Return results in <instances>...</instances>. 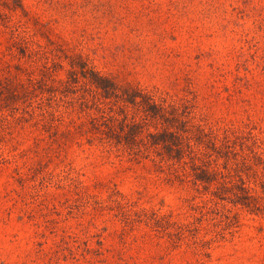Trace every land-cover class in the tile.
Masks as SVG:
<instances>
[{
  "label": "rangeland",
  "instance_id": "obj_1",
  "mask_svg": "<svg viewBox=\"0 0 264 264\" xmlns=\"http://www.w3.org/2000/svg\"><path fill=\"white\" fill-rule=\"evenodd\" d=\"M0 264H264V0H0Z\"/></svg>",
  "mask_w": 264,
  "mask_h": 264
},
{
  "label": "trees",
  "instance_id": "obj_2",
  "mask_svg": "<svg viewBox=\"0 0 264 264\" xmlns=\"http://www.w3.org/2000/svg\"><path fill=\"white\" fill-rule=\"evenodd\" d=\"M92 81L103 91L107 92L110 91L111 95H114V97L122 99L124 102L132 103L135 105V103H139L140 106L144 105L143 103H149V97L137 93L138 97L141 99L139 101H136L135 98L136 95L130 94L127 90H124L120 96L116 94V87L112 80L109 78H106L104 76L99 75L96 72H92L91 74ZM109 92V93H110ZM146 114L142 118V121L133 122V127L130 129V127L127 130H124V126L128 125V120L126 116H122L121 118L115 117V116H108L107 121L108 122H118L119 123V131L109 128L107 132L104 133V135L107 138L115 139L116 142H125L126 144L135 143L137 141V138L141 135L142 126H144L147 122L146 119L148 116H151L152 118L156 117H163V107H159L155 104H150L145 109ZM170 114V112H169ZM171 123L169 126H166L163 130L158 132H148L146 134V140L145 142H148V146H153L156 148L157 155H161V158H163V154L167 155V158L173 161L180 162L182 160H185L186 158L190 161V169L191 173L194 175L196 180H199L201 182H209L212 180L217 174H223L224 172H221L217 169L209 168L205 164V162H202L199 158L201 157V152L198 150L199 147L204 144L203 138L205 134H202V129H196V131L192 132V130H181L176 129L174 126V123L176 122V117H174V113L172 111L171 113ZM109 127V126H108ZM171 128V129H170ZM182 132L186 133L184 136H182ZM188 134V135H187ZM190 135V136H189ZM193 138H195L194 143ZM142 140V139H140ZM209 141V140H207ZM208 147V146H207ZM213 148L218 149L217 146L213 143ZM148 150H144L141 153H147ZM135 154H139L138 152H135ZM197 160H199L197 162ZM187 163V162H184ZM228 173V172H226ZM229 175V174H228Z\"/></svg>",
  "mask_w": 264,
  "mask_h": 264
}]
</instances>
